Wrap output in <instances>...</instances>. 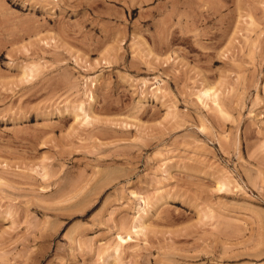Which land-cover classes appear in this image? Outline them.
I'll return each instance as SVG.
<instances>
[{
    "label": "rangeland",
    "instance_id": "rangeland-1",
    "mask_svg": "<svg viewBox=\"0 0 264 264\" xmlns=\"http://www.w3.org/2000/svg\"><path fill=\"white\" fill-rule=\"evenodd\" d=\"M0 264H264V0H0Z\"/></svg>",
    "mask_w": 264,
    "mask_h": 264
},
{
    "label": "bare ground",
    "instance_id": "bare-ground-1",
    "mask_svg": "<svg viewBox=\"0 0 264 264\" xmlns=\"http://www.w3.org/2000/svg\"><path fill=\"white\" fill-rule=\"evenodd\" d=\"M206 91V90H205ZM208 91V90H207Z\"/></svg>",
    "mask_w": 264,
    "mask_h": 264
}]
</instances>
